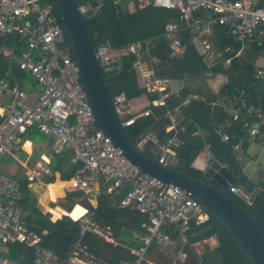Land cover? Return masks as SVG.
I'll use <instances>...</instances> for the list:
<instances>
[{
    "label": "built area",
    "instance_id": "obj_1",
    "mask_svg": "<svg viewBox=\"0 0 264 264\" xmlns=\"http://www.w3.org/2000/svg\"><path fill=\"white\" fill-rule=\"evenodd\" d=\"M121 1L132 10L135 6L152 5L179 12V21H168L163 28V36L169 44V57L183 56L185 45L180 32L188 30L191 45L208 68L221 57H224L221 65L226 70L231 57L256 55L255 77L264 79V5H259L256 0H119V3ZM54 3L55 0H0V57H4L11 67L29 74L37 86L40 85L39 91L26 92L18 83L0 79V157L6 155L14 159L28 183L41 180L43 174H50L49 156L40 155L33 167L20 162L24 134L34 126L52 140L54 154L67 152L72 163H80L69 181L72 188L87 193L94 185V179L102 177L110 183L107 188L110 197L125 190L118 202L119 207L147 216L146 233L133 251L136 260L123 264H141L150 247L172 249L179 245L178 260L185 261L188 258V220L192 219L197 225L206 221L208 215L184 190L141 174L98 129L87 93L82 88L78 67L68 48L61 18L55 14ZM78 9L85 20L91 19L101 12V4L78 5ZM217 27L224 29L231 43L215 45L214 30ZM142 45L137 42L115 47L106 40L95 46V54L104 73L115 65L119 66L124 56L134 55L137 60L133 68L139 88L157 96L152 104L162 105L165 95L177 93L185 81L176 83L168 77L155 76L148 61L141 60ZM225 82L216 90H210L214 98L209 105L219 107L227 118L223 125L215 128L219 141H229L230 135L225 127L234 122L238 123L242 137L264 139V104L261 103L262 99L264 103V87L263 95L253 97L240 86L221 90ZM195 98L198 96L189 95L181 105L186 106ZM113 99L124 127L150 112L144 108L148 101L142 106H132L124 93ZM177 113V109L167 112L169 126L165 132H172L170 136L160 140L155 134L148 133L138 141L141 148L151 142L156 161L173 167L178 163L175 148L184 144L178 135L183 127ZM209 146V143L205 144V148ZM236 148L235 145L232 147L233 150ZM240 157L236 154L235 160ZM210 161L212 158L206 159L202 172ZM228 191L250 203L251 196L238 186L230 185ZM21 200L19 181L0 173V248L21 243L33 251L31 264H59L53 250L42 245V236L22 218ZM93 214L85 210L78 219L71 218L78 222V236L72 240L64 264H105L82 241L85 234H92L105 242H113L110 234L93 220ZM165 227L177 231L179 238L164 232ZM0 264L16 263L0 254ZM198 264H202L200 259Z\"/></svg>",
    "mask_w": 264,
    "mask_h": 264
},
{
    "label": "trees",
    "instance_id": "obj_2",
    "mask_svg": "<svg viewBox=\"0 0 264 264\" xmlns=\"http://www.w3.org/2000/svg\"><path fill=\"white\" fill-rule=\"evenodd\" d=\"M78 5L95 6L101 4V12L91 19H86V28L95 46L103 41H109L115 47H123L131 43L142 42L141 60H147L155 76L168 77L173 82L185 81L177 93L166 94L164 104L154 105L157 96L150 95L139 88L133 64L137 60L134 55L128 54L122 58L120 65H115L109 71H105V78L112 97L124 93L132 102L142 97L149 103L144 108L149 109L147 116L140 115L135 121L125 127V132L133 143L138 145V141L148 133H153L162 140L170 136L172 132H165L169 126L167 112L177 109V117L183 130L178 134L183 139L184 144L175 148L178 154V163L174 168L201 178L202 171L195 169L191 163L199 152L204 148L205 143H209L211 158L217 160L222 165L230 166L237 171L235 153L232 147L242 139V132L238 123L234 122L230 127H225V131L230 135L227 143L220 142L215 134V128L223 125L227 118L219 107H211L209 101L214 98L212 92L205 85V80L222 74L226 82L221 87L232 89L240 86L249 91L253 97L263 95L264 79L255 77L257 66L255 64L256 55L231 57L228 69H223L221 62L224 57L208 68L197 55L191 45V34L188 30L180 32V39L185 45V52L181 58L169 57V44L163 36V28L166 22L179 21V12L173 9H163L146 5L135 6L129 11L126 2H120L124 16L119 18L115 8L114 0H75ZM259 5H264V0H256ZM55 14L60 18L57 7ZM217 41L215 45L221 43H231L225 36L223 28L214 30ZM146 41L147 45L143 42ZM155 59V60H153ZM27 73L8 65L4 57H0V79H6L10 83H18L25 90L28 80ZM29 76V75H28ZM201 81L198 85H190V81ZM33 84L34 81H30ZM189 95H197L198 98L191 99L186 106L181 105L183 100ZM264 96V95H263ZM263 103V99L261 101ZM40 133L34 126L29 127L26 139L35 141L33 136ZM42 134V133H41ZM43 135V134H42ZM45 139V138H41ZM248 143L243 142L241 149L243 152ZM143 152L156 160L154 145L147 142L142 148ZM50 170L52 174L44 178V182L49 184L52 194L55 197L62 194L61 190L66 185L62 181H69L80 167V163H72L67 152L52 154ZM2 173V171H0ZM58 173L59 180H55ZM13 176V175H11ZM21 177L17 178L20 183V190L25 189L26 182ZM236 185V184H234ZM106 184L99 187L96 197V206L92 207L87 201V193L82 190L73 189L66 192L64 210L71 212L73 206L78 202H85L86 208L92 211L93 220L104 230H108L114 243L105 242L102 238L92 234H85L82 237L91 253L105 264H123L136 260L132 249L138 248L143 235L146 233L148 225L147 216L137 212L121 208L118 205H111V197L106 193ZM237 186V185H236ZM247 192L253 194L250 203L245 202L233 193H229L231 198L241 204L254 218L264 235V180L259 186H245ZM23 199V198H22ZM23 199L19 203L22 209V218L31 228L42 236V245L53 250L59 264H64L68 251H61L57 245L65 233L72 235L73 240L78 236V222L70 216L62 215L56 221L51 222L48 215L42 214L35 205V200ZM206 221L190 227L186 233L187 250L196 257L194 250L189 244L200 242L215 237L217 244L211 250H206L200 255L202 264H249L240 249L231 240L229 235L222 229L220 224L210 215ZM26 213V214H25ZM76 216L75 218H77ZM57 217L52 215V219ZM164 232L173 238H178L179 234L171 227H165ZM3 256L18 262L19 264H30L32 262L33 251L31 248L21 243H15L7 247V252Z\"/></svg>",
    "mask_w": 264,
    "mask_h": 264
},
{
    "label": "water",
    "instance_id": "obj_3",
    "mask_svg": "<svg viewBox=\"0 0 264 264\" xmlns=\"http://www.w3.org/2000/svg\"><path fill=\"white\" fill-rule=\"evenodd\" d=\"M114 1L117 15L121 18L124 16L123 8L119 0ZM54 5L59 10L63 33L68 39V48L78 67L82 88L87 93L98 129L141 174L164 185L178 187L199 202L229 235L249 264H264V235L251 214L232 199L228 191L234 184L242 189L245 186L258 187L264 180V168L258 166L250 155L243 154L236 160L237 171L212 159L202 177L197 178L147 156L125 132L78 4L75 0H55ZM124 194L122 189L113 195L111 205L115 206ZM188 223L190 227L195 225L192 219ZM72 240V235L65 233L57 245L58 249L68 251Z\"/></svg>",
    "mask_w": 264,
    "mask_h": 264
},
{
    "label": "crops",
    "instance_id": "obj_4",
    "mask_svg": "<svg viewBox=\"0 0 264 264\" xmlns=\"http://www.w3.org/2000/svg\"><path fill=\"white\" fill-rule=\"evenodd\" d=\"M121 2L125 3V1H121ZM127 9L129 11H132V9H130L128 7H127ZM225 80L226 79H225L224 76L216 75V76H213L211 78L206 79L205 80V85H206V87L208 88L209 91L211 89L212 90H216L218 87H220V85ZM198 82L200 83L201 81L194 80V83L190 84V85L196 86V84ZM139 99H136V100H139L140 101L139 105L142 106L144 104V102H146V100H142V97L139 98ZM244 141H246L248 143V146L245 149V151L243 152V150L241 149V146H242ZM23 142H25L26 144H30V150L24 147ZM205 144H204V148L199 152V154L195 157V159L191 163V166L193 168L198 169L200 171L205 167L206 159L209 158V157L211 158L210 150H209V148H205ZM252 145H253V148H252ZM52 146H53L52 140H50L47 137H45L44 140L43 139H37L35 141L25 140L23 138V140H22V151L20 152V155H19L20 156V162L21 163H26L29 166L33 167V165L37 162V160H38L40 155H46V156L51 157V155L53 154ZM235 146H237V148L235 150L232 149L235 154H240V155L248 154V155H250L252 157V160L258 166H261L262 168H264V139H260L258 137L255 138V139H249V138L246 139V138L242 137V139L239 141V143L236 144ZM4 164H5L4 166L1 165L0 171H2L3 173L9 174V175H13V177L16 178V179L21 177L20 179H23L25 181V179L21 176V168L18 165L12 164L10 161H6ZM9 166H12V168H9ZM51 174H52V172L50 174H43L42 177H41V180L35 181V182H32V183H28V182L25 181L26 182V187H25V189H22L21 193H22V198L23 199L28 198L27 200H35V205L37 206V208L40 210V212L42 214L48 215V218L53 215V216L57 217L56 218V220H57L62 215L69 216L68 212H66L64 210V206L63 205L65 204L64 202H65L66 192L69 191V190H73L74 188H72L71 186L68 187L70 180L69 181H62L64 183H66V185L61 190L62 194L57 196V197H55V194L54 195L52 194V191H51V188H50L49 184H46L44 182V178L46 176H50ZM55 180L61 181L59 179L58 173L55 174ZM94 180H95L94 181L95 183L91 187V190H89L87 192V198H86V201L92 207L96 206V203H97L96 202V197H97V195L99 193V187H101L102 185L106 184L107 185L106 186V193H107V188H108V186L110 184V183L107 184V182H109V181H105V179L102 178V177H96ZM245 188L246 187H244L243 189L241 188L242 191L245 194H248L249 196L252 197L253 196L252 192L251 193L247 192V190ZM28 190H30V192L34 196H32V197L28 196V194H27ZM32 194H30V195H32ZM53 198H54V200H52ZM23 199H22V201H23ZM116 205H118V203ZM85 210H88L86 208L85 202H83V203L82 202H78V203H76L73 206L71 212H69V213H71V215L75 218L76 216L81 215ZM105 231L108 232L109 234H111L108 230H105ZM203 241H205V240H203ZM111 243H114V241L111 242ZM197 244H198V242L189 244V246L194 250V252L196 254V257L192 256L190 254V252L187 250L188 251V258L185 261H183V262L179 261L178 257H177V252L179 251L180 245L175 247V248H172V249H165V248H159V247H150L148 249V251H147V253H146V255H145V257H144V259H143L141 264H198V261L200 259V255L202 253L200 254L199 251H195L194 246L197 245ZM186 249H187V247H186ZM133 251H134V249H132V253H133ZM5 252H7V247L0 248V254L1 255H3V253H5ZM161 252H164V253L168 254L169 256L168 257L167 256H164V257L162 256V257L159 258L158 257L159 254L158 253H161ZM161 258L164 261L159 260ZM32 260H33V257H32ZM13 262H15L16 264H19L16 261H13ZM30 264H31V262H30Z\"/></svg>",
    "mask_w": 264,
    "mask_h": 264
},
{
    "label": "rangeland",
    "instance_id": "obj_5",
    "mask_svg": "<svg viewBox=\"0 0 264 264\" xmlns=\"http://www.w3.org/2000/svg\"><path fill=\"white\" fill-rule=\"evenodd\" d=\"M29 75V74H28ZM27 75V79L28 80H30V81H34L35 82V80L29 75L28 76ZM30 81H28V83H27V85H25V91L26 92H29V91H31L32 89H35V90H37V91H39V89H40V85H38L37 86V84H36V82L33 84L32 82H30ZM190 84H193L194 83V81H190L189 82ZM198 84H199V82H198ZM197 84V85H198ZM140 100V99H139ZM139 100H134V101H132L131 102V104H132V106H136V105H139ZM26 137V135H24V139L25 140H28V139H26L25 138ZM35 139H41V138H45V136L44 135H42L41 133H37V134H35L34 136H33ZM23 145H24V147L25 148H27V149H29L30 150V144H26L25 142H23ZM252 148H253V145H252ZM6 161H10L12 164H15V165H18L17 164V162L14 160V159H12V158H9V157H0V167H1V165H5L4 163L6 162ZM9 168H12V166H9ZM109 182H107V184H108ZM43 187V186H42ZM67 187V186H66ZM68 187H70V183H69V185H68ZM27 194H28V196H30V197H32V196H34L31 192H30V190H28L27 191ZM30 194H32V195H30ZM52 200H54V198L52 199ZM49 220L51 221V222H53V221H55L56 219H52V216L51 217H49ZM216 244H217V241H216V239H215V237H212V238H210V239H207V240H205V241H200V242H198V244L197 245H195L194 246V249H195V251H199V253L201 254V253H203L205 250H210V249H212L213 247H215L216 246ZM159 255H158V257L160 258V257H164V256H169L168 254H166V253H164V252H161V253H158ZM159 260H161V261H164V260H162V258L161 259H159Z\"/></svg>",
    "mask_w": 264,
    "mask_h": 264
},
{
    "label": "bare ground",
    "instance_id": "obj_6",
    "mask_svg": "<svg viewBox=\"0 0 264 264\" xmlns=\"http://www.w3.org/2000/svg\"><path fill=\"white\" fill-rule=\"evenodd\" d=\"M3 157H9V156H6V155H5V156H3ZM9 158H11V157H9ZM198 161H199V160H198ZM17 164H18V163H17ZM18 166H19V164H18ZM83 213H84V212H83ZM83 213H82V214H83ZM82 214H81V215H82ZM81 215H79L77 218H74V217L71 215V213H69V216H70L71 218H73V219H78Z\"/></svg>",
    "mask_w": 264,
    "mask_h": 264
}]
</instances>
